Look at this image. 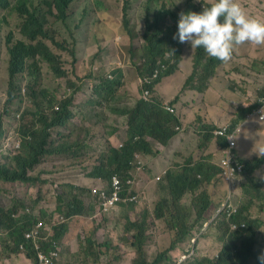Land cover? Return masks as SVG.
I'll list each match as a JSON object with an SVG mask.
<instances>
[{"label": "trees", "instance_id": "obj_1", "mask_svg": "<svg viewBox=\"0 0 264 264\" xmlns=\"http://www.w3.org/2000/svg\"><path fill=\"white\" fill-rule=\"evenodd\" d=\"M36 1L17 0L13 3L12 0H0L1 9L11 10L21 18L20 32L23 36V39L14 40L9 35L7 39L9 54L7 107L10 108L18 98L15 95L14 81L16 77L24 73H28L36 79L31 84L29 92L37 94L36 98L38 99L23 114V124L19 128L22 137L20 147L17 146V141L2 135L3 116L0 118V180L9 183L21 181V183L35 184L34 182L38 178L34 176L33 171L41 164L46 155L60 154L66 151L76 156L80 163L91 160L94 154L90 153V147L93 146V142L97 141L98 137L87 139V137L83 138L77 133L75 140L70 141L71 139H68L63 148L53 149L49 147L51 129L57 126L59 122L64 123L74 117V113L70 109L71 105L77 104L85 108L96 103L99 99L108 102L115 100L116 97L113 94L121 83L117 78L110 79L108 76H102V83L95 86L97 97L84 96L80 103L77 98L78 88L73 81H70L69 86H67L70 88L68 95L61 100L56 95L52 96L49 89L41 87L38 77L43 62L48 63L57 77H63L66 70L62 63L63 55L59 51H68L74 63L79 62V60L76 41H74V45L62 41L59 38L61 32L53 26L49 18V13H51L55 19L66 21L69 17V6L74 0H51L50 2L45 0L47 4L42 2V5L49 11L48 13L42 12ZM177 2L178 0H147L148 10L143 19L144 30L142 31L145 43L140 50V58L144 63L138 68L140 75L152 71L159 60L168 64V70L162 74V78L174 73L180 67L184 43H180L178 39H173L174 34L178 31L179 13L189 10L200 12L203 10L204 3L207 5L209 0H186V7ZM130 16L129 7L126 6L124 9V29L127 30L130 37H134L137 32L130 26L132 21ZM163 17L169 18L172 22L167 23V20L163 22L162 26ZM55 47L58 50H54ZM226 63L208 56L202 47L197 48L195 77L191 78L192 76H190L188 78L185 89L191 86L193 89L202 91L203 86L217 76L218 68ZM77 67H79V63H77ZM115 72L113 71V73ZM92 75L93 73L89 76ZM226 75L221 77L224 81ZM160 80L156 82V85ZM154 89L153 91H155ZM261 94L264 95V87ZM249 100L251 99L249 98L239 105V107H244L241 108L232 125H237L236 123L240 119H243L247 113L259 106L258 100L253 101L254 103H249ZM45 102L48 103L43 105ZM109 104L111 105V103ZM111 111L127 117L128 138L120 147L111 143L114 139L106 135L98 140L104 142V150H102L103 148L102 151L99 150L100 159L89 172V178L97 181L103 179L110 181L115 174L121 175L122 179L126 180L131 176L133 170L131 161L135 160L136 153L153 156L158 154L159 151L151 145L148 137L167 146L178 133L176 126L182 125V120L164 108L158 96H154L153 101H145L143 98H139L131 107L115 108ZM28 117L30 119H27ZM109 118L110 115L105 116V120ZM111 126L108 134L114 136L116 140H122L125 135L123 126L120 124H112ZM201 127L205 132L199 136L200 140L197 147L199 150L203 145L215 149L227 144L224 137L214 136L213 130L216 126L213 124L202 122ZM94 129H92V133ZM105 134L107 133L105 132ZM259 135L260 133L256 135V140L260 138ZM213 153L210 151L208 154H202L204 156L198 160L192 159L193 156H191L185 164H177L176 168L168 171L164 179L159 182L158 199L153 211L146 206L137 214L136 202L121 203L129 211L125 222V235L135 251L132 264H176L175 260L179 253L187 251L188 246H190L189 241L195 233V223L204 220L211 208L218 206L221 199L225 197L218 193L217 197L214 198L210 191V187L214 183L223 181V169L213 162ZM241 160L244 163V168L240 173L242 176L239 185L247 200L243 205L241 203L237 213L238 226L228 234L227 238L224 234L226 227L219 226L221 231H218L219 239L224 244L221 245L218 255L198 256L192 260L188 259L184 264H260L258 257L264 253V216H261L264 209V156L258 155L253 158H241ZM245 176L248 178L247 180H244ZM65 187V190L58 197L57 207L46 209V211L40 210L41 217L33 213L38 210L32 206L33 204H24L20 198H16L15 203L9 206L0 204L2 242L0 245V264L5 260H10L11 256L21 253H23L24 258L26 257L31 261L29 264H40L39 250L42 248H35L38 239L45 249L50 250L57 246L59 250L56 249L55 253L61 252V247L66 242L65 234L73 226H78L83 215L89 210H93V206L88 205L81 198L84 191L91 190L89 186L70 183ZM188 195L193 196L191 204L185 202ZM55 197L57 198V195ZM256 201L260 202L262 211L254 215L251 208ZM193 214H195V223L190 221ZM59 215L64 216L65 220L54 222L52 218L58 219ZM40 219L53 221L52 231L44 232L37 225ZM156 220L167 222L168 228L174 231V239L165 251L159 253L154 259H150L147 247L151 237L150 228ZM239 221H244L246 224L242 225ZM96 226L88 227L89 230L86 231V234H89L86 243L84 239H81L76 244L77 255L74 253V243L66 242L68 247L65 249L71 257L81 256L82 252L83 257L80 262H85V259L89 257L97 263L103 245L107 249L110 248L109 241L105 243L95 241ZM27 232H32L34 235L28 237ZM187 241V248L184 251L179 249L178 253L173 254L179 245L185 244ZM21 243L27 245L24 250L20 248ZM1 251L4 252V255ZM44 252L48 255L46 251ZM49 256L53 257L54 262V255Z\"/></svg>", "mask_w": 264, "mask_h": 264}, {"label": "rangeland", "instance_id": "obj_2", "mask_svg": "<svg viewBox=\"0 0 264 264\" xmlns=\"http://www.w3.org/2000/svg\"><path fill=\"white\" fill-rule=\"evenodd\" d=\"M17 0H12L15 3ZM51 1V0H47ZM41 11L48 13L49 11L42 5V2L47 4L45 0H37ZM239 3L245 10V12L254 18L264 21V0H239ZM180 4L183 7L187 6L186 0H180ZM129 7V14L131 15V28L137 32V36L130 37L127 30L124 29V9ZM147 0H74L68 9L69 17L66 21L55 19L51 13L49 18L55 28L61 33L60 39L68 42L70 45H74L76 41V49L78 54L79 67L77 63L73 62V58L68 51H59L62 56V63L66 70V74L63 77H57L47 62L42 63V69L38 77V82L43 88H47L52 91L58 98L64 99L69 92V82L73 81L77 87L84 86L88 89L89 86H96V80H101L102 76L106 77L110 71L116 66L120 69H116L115 73H111L113 78L119 79L120 86L117 87L113 94L116 98L111 102L106 100L98 101L96 104L89 105L87 108L93 113L85 115V117L98 125L96 136L97 141L93 142V146L90 147V153L94 156L91 160L84 163H80L76 156L71 153H64L61 155H49L46 156L41 164H39L33 171L34 176L38 178L33 183H21L17 181L14 183L5 182L0 180V204L9 206L15 203L16 198L23 200V203L33 204L32 206L38 210L52 209L57 207L58 197L65 190V186L70 183L86 184L91 186L97 182L89 178V172H91L94 165L100 159L98 155L99 150L104 146V142H99L104 135L115 139L114 136L108 134L110 129H105L103 123L106 122L105 116L109 114L114 118L109 119V123L118 121L123 123L124 117L120 114H113L111 110L115 108H127L136 103L140 96L153 97V94L149 92L151 82L146 81L143 77L144 74H139V66L143 63L140 58V50L143 46L144 39L142 37V31L144 30V16L147 12ZM20 17L17 13L11 10H3L0 8V118L5 114L13 115L14 111L21 108V99L26 102V110L30 105L34 104L37 94H31L29 91L31 84L34 82V77L28 73H24L16 77L15 95L19 97V101L8 108L7 102V90L9 88V76H8V36L11 35L14 40L23 39L20 32ZM165 22V21H164ZM58 50L57 47L53 48ZM186 55L190 56L185 59L180 67L183 68L181 73L176 75H169L164 77L163 84L160 86L162 93H167L171 89H179L183 85L187 73L191 71L194 63V51L191 52L188 47L184 49ZM216 74H220L224 69L226 70V80L224 81L222 76L218 75L213 81L211 89L205 93L194 89V96L192 93H188L186 96L183 94V89L180 88L177 93L180 94L182 101L178 103L177 109L180 117H183L185 121L182 122V128L187 134L180 133L175 142H172L171 146H167L157 154L158 159L154 162L155 168L152 171L146 170L144 176L149 177V182L144 186H138L140 197L139 202L136 203V213L139 214L144 207H149L153 211L155 203L158 198L157 193V175H162L161 170L173 160H180L178 162L173 161V164L183 163L188 159L190 152L193 150L192 159L198 160L201 154H206L208 151H201L197 148L199 136H202V129L198 126L199 119L207 124H213L217 127V124L225 122L227 119L231 120L228 124H231L238 116L241 108L238 105L244 103L247 100V96H255V101L261 99V91L264 87V45H255L252 43H246L242 46L235 48L232 58L227 64L221 66ZM235 70V73L230 77L228 70ZM80 72V73H79ZM225 72V71H223ZM93 73L92 76H89ZM149 75V73H145ZM230 79V80H229ZM223 80V82H221ZM33 81V82H31ZM140 82L146 83L147 89L141 91ZM194 83V82H193ZM227 86V88L225 87ZM71 87V86H70ZM246 90V92H245ZM87 91V90H86ZM175 90H172V93ZM89 94V92L87 91ZM167 95V99L173 100L171 95ZM111 103V105L109 104ZM175 103H177L175 99ZM111 106V109H110ZM77 108V106H76ZM78 110V109H77ZM189 115V119L187 118ZM75 116V114H74ZM245 118V117H244ZM243 118V119H244ZM27 119H30L28 117ZM72 122V121H71ZM257 120L251 122L245 129L246 135L240 138L239 151L242 158H246V151H249L256 147L257 153L259 149L264 146V126L254 128ZM77 131L73 125L68 124L66 128L56 127L53 129V141L56 144H65L68 142L66 137L73 135ZM257 131V132H255ZM105 132L107 134H105ZM260 133V138L256 140V136ZM90 135V131H88ZM254 136V137H252ZM70 142V141H69ZM189 142H191L190 145ZM182 143V145H178ZM255 145V146H253ZM187 146H190L189 148ZM189 154L186 155V151ZM104 150V148L102 149ZM101 150V151H102ZM214 161L218 162L221 156V151L214 150ZM181 155H186L185 158H179ZM201 155V156H200ZM200 156V157H199ZM199 157V158H198ZM10 162V161H9ZM137 169L136 179L137 181L143 180V175L138 173ZM248 178L245 176L244 180ZM241 181V176L238 178V182L235 184V194L241 200L242 205L246 202L238 183ZM227 189V192H226ZM211 194L214 198L217 194L223 196L229 195L230 186L223 178V181L217 184H213L210 187ZM84 196L90 197L88 191H84ZM82 193V194H83ZM57 195V198L55 197ZM193 196L188 195L185 202L191 204ZM126 204L129 202H125ZM92 205V202L90 201ZM252 213L255 215L262 211L260 202L256 201L252 208ZM97 206L93 210H89L85 215L81 217V220L77 227H72L65 234L64 239L67 243H75L81 239H87L86 231L88 227L96 226V240L98 243L110 242L109 249L102 248V254L97 264H132L129 258L135 255L134 249L130 246V242L125 235V222L129 215L127 207L121 206L114 210V213L106 216L105 214L97 213ZM261 216H264V210L261 212ZM63 217V216H62ZM54 219V222L62 220V218ZM208 219V218H207ZM94 221V225H93ZM190 221L195 223V214L190 217ZM49 225H53V221L45 222ZM203 226V223H195L196 226ZM194 227V228H195ZM218 229L213 223L206 227V232L203 237H198V251L200 256L203 255H215L221 247V241L219 239ZM151 237L148 243V254L150 259H154L159 253L165 251L172 243L174 239V231L168 228L165 220H156L155 224L150 228ZM92 233V232H90ZM98 234V235H97ZM36 240L35 248L46 251L48 255H54V262L58 263L61 259L66 264H96L94 261L85 259V262H80L81 256L69 255L66 252L65 247L68 244L64 242L61 252L55 253L57 246L47 250ZM187 243L179 245V248L173 251V254L179 252V249L184 251L187 248ZM1 234H0V245ZM58 245V244H57ZM124 246L128 248L125 254H128L127 261L118 262L123 256ZM41 250H39L40 252ZM77 247L74 248V253L78 254ZM264 252V250H263ZM4 255V252L1 251ZM177 256V255H176ZM63 257V258H62ZM119 258V259H117ZM11 260H6L2 264H27L31 262L22 255H14L10 257ZM25 260V261H24ZM23 262V263H19ZM170 262V261H169Z\"/></svg>", "mask_w": 264, "mask_h": 264}, {"label": "clouds", "instance_id": "obj_3", "mask_svg": "<svg viewBox=\"0 0 264 264\" xmlns=\"http://www.w3.org/2000/svg\"><path fill=\"white\" fill-rule=\"evenodd\" d=\"M179 2H180V0H178L177 3H179ZM164 21L165 22L167 21V23L172 22L171 20H169V18L163 17L162 22H161L162 26H163ZM142 37H143V34H142ZM173 39H178V41L180 43H184L183 44L184 49L186 47H188L191 52L194 51V61H193L194 65L192 67L191 72L189 74L187 73V77L185 78L183 85H181L179 87V89L180 88L183 89V91H184L183 95L184 96H186L188 93H192L194 96H198L197 94H194L195 93L194 89L191 86H189L185 89V85H186V82L188 81V78H190V76H192L191 78L195 77V75H194V72H195V56H196L197 48L202 47L208 56L214 57V58L220 60L221 62H228L232 58V55H233L235 48L238 46H242L246 43H252L255 45H264V21H261L257 18L249 16L245 12V10L241 6V4L239 3V0H209L207 5L204 3L203 10L200 12L189 10L187 12L181 11L179 13L178 31L174 34ZM184 49H183V59H182L181 63L190 56V54L186 55V53L184 52ZM160 61L161 60H159V63H157V65L154 67V69L149 72V75H145V74L143 75V77L146 81L151 82L149 92L153 94V97H149L148 95H146L144 97L140 96V98H143L145 101H153L154 96H158L161 100L163 107L166 108L168 111L172 112L173 114H176L179 117V119L182 120V117L179 116L178 109H177L178 103L182 101L181 92H180V94L177 93V91L179 89H171L167 93H162L161 91H159V87L163 84L164 77H168L169 75H176L177 73H181L183 71V68L179 67L174 73L169 74L167 76H164L162 78L161 77L162 74L168 70V64H166L164 62H160ZM143 63H144V61H143ZM169 65L171 66L172 64H169ZM220 67L218 68V71L222 69ZM116 69H120V68L115 66L110 72L113 73V71ZM111 73H109L107 76H109L110 78H113V75ZM217 76H218V74H217ZM217 76L213 80L207 82L203 86V90L200 92L207 93L211 89L212 83L217 78ZM35 80L36 79H34L33 81H35ZM158 80H160V81L156 85V82ZM33 81H31V82H33ZM101 83H102L101 80H96V85L101 84ZM140 85H141V91L147 89L146 83L140 82ZM154 87H155V89H154ZM77 88H78L77 98H78L79 103L82 102V99L84 96H87L89 98L97 97V93L95 91V85L89 86L88 89H85L84 86H80ZM153 89L155 91H153ZM86 90L89 92V94L87 93ZM172 90H175V91L170 93ZM195 90H197V89H195ZM50 92H51L52 96L55 95L52 91H50ZM245 92H246V90H245ZM160 93L162 94V97H161ZM169 93L171 95V98H173V100L167 99L166 94H169ZM174 93H175V95H173ZM259 97L261 98L258 100L259 106L256 107L253 111L247 113L244 119H240V121H238L236 123L237 125H235V126L232 125L234 121L231 124H228L230 121H232V119H231L228 122H223V123L217 124V127L214 128L213 134L215 137H218V138L224 137L226 139L227 144L225 146L216 147L215 149H211V146L204 147V145H203V147L200 149L201 151H204V150L208 151V153L210 151L214 152V150L221 151V156L219 158V161L215 162L214 158H213V162L218 164L223 169V178L229 184L230 192H229V195H227L223 199H221V202L218 206L211 208L208 215L204 218V220L201 221V223H203V226L199 225V226L195 227V233L189 241L190 246H188V249L186 252L179 253L177 259L175 260L176 264H184L188 259L192 260V259H195L196 257L200 256L197 253V251H198L197 239H198V237L199 238L203 237V235L206 232V227L209 224L213 223L218 229H219L220 225L226 227V231H224L226 238H227L228 234L230 232H233L235 230V228L238 226V221H236V217H237V213H238L240 206H241V200L235 194V190H236L235 184L238 182V178L240 176H242V175H240V173L242 172V170L244 168V163L241 160L242 154L238 150L239 149L238 144H240V138L242 136L246 135L245 129L251 122H253L254 120H257V123L255 124L254 128H258V127L262 126V124L264 123V95H260ZM176 98H178L176 100L177 103H175V101H174ZM249 98L251 99L250 103H254L253 101H255V96H251L249 94L247 96V99H249ZM19 99L20 98L18 97L15 100L14 104H16L19 101ZM98 101H101V99H99ZM47 103L48 102H45L43 105H46ZM96 103H94V104H96ZM76 106H77V108H76ZM88 106H86L85 108H82V107L78 106L77 104L70 106V109L73 111L75 116L73 118H71L69 121L67 120L64 123L59 122L57 126H55L51 129V137H50V144H49L50 148L60 149V148H63L65 146L64 144H56L53 141V139H52L53 129L56 127L66 128V126L68 124L73 125L74 129L77 130V131H75V133L73 135L66 137V139H71L70 141H73L77 138L75 136V134H77V133L80 134L83 138L87 137V139H91V138L95 139L98 137V136H96V131H97L96 125L95 124L93 125L95 129H94V132L92 133V129H93L91 126L92 122L90 120L88 121V119L85 117V115L93 113L91 110L87 111ZM26 107H27L26 102L23 99H21V108L19 110L14 111L13 115L5 114L3 116L2 135L6 138L17 141L18 147H20V143L22 140L19 128H20V125L23 124L22 123L23 122L22 117H23L24 112L26 111ZM129 107H131V106H129ZM238 107H239V105H238ZM56 108L58 109L59 107H56ZM112 113L118 114L116 112H112ZM121 116H122V118L124 117L123 123H120L118 121L117 122H118V124L123 126V128L125 130V135H124L122 140L114 139L111 141V143H113L116 147L122 146L128 138L127 137L128 136V134H127V131H128L127 117L124 115H121ZM198 126L202 129L201 124L200 125L198 124ZM176 129H177L178 133L172 138L169 145H167V146H171L173 140L178 135H180L181 132L184 133V129L182 128V125L176 126ZM88 131H90V135H88ZM202 132H205V130L202 129ZM231 140H235V145L233 147L234 164L237 165V162H238L241 165V169H237V171L235 172V175L230 180L226 176V173H225L226 169L222 165L221 161L225 155V150L230 147V141ZM148 141L151 143V145L155 149L158 150V148L154 144L155 140L153 138L148 137ZM198 143H199V141H198ZM178 145L181 146V143L177 144V146ZM240 145L243 146L242 144H240ZM161 146H162L161 150L164 149L165 147H167L163 144H161ZM253 146H255V145H253ZM197 147H198V145H197ZM161 150H158V151L160 152ZM257 151L258 150L256 147H254L251 150L250 154H249V151L247 150L246 151L247 156L245 159L253 158V157L258 156V155L264 156V146H262L259 149V153H257ZM64 153H67V152L65 151V152L60 153V154H52V155H61ZM192 153L194 156V152H190L188 159L192 156ZM208 153H206V154H208ZM141 154H143V153H136L135 154V160L131 161V164L133 166V170L131 171V176L129 178L124 180V179H122L121 175H119V174L114 175V176H118L122 180V183L124 186V190L121 193V200L118 202L115 209H113L111 211H106L102 205L101 199L93 193V187L94 186H104L105 188L110 189L112 187V181H113L114 176L111 178L110 181H105L103 179V180L97 181L96 183H94L93 185L90 186L91 190H89L88 192L90 194V197L94 198V199H90V198L84 196V193L82 194L81 198L84 199L88 205H91L90 204V201H91L93 209L97 206L98 211H99L97 213L102 212L106 216L113 214L114 210H117V208H119L121 206L120 205L121 203H125V202H136L137 203V202H139L138 200L140 197V192H139L138 186L141 185L142 179L140 181H137V179H136L137 169L140 170L141 168H143V170H140L138 172V173H140V175L142 174L144 176V173H146L145 172L146 165L144 163H142L141 159L139 158V156ZM144 155H148V154H144ZM46 156H49V155H46ZM179 158H182V155ZM188 159L186 158V159H184L185 161L183 163H177V164H185ZM173 161L178 162L180 160L178 159V160H173ZM173 161H171V163L168 165V167H165L164 169L161 170L162 175H157V180H159V182L164 179V176L168 171H170L171 169L176 168L178 166L177 164H173ZM143 178L147 182H149L148 176H144ZM129 180H131L132 182H129ZM159 182L157 183V189L159 186ZM239 183H238V186L240 187ZM157 193H158V190H157ZM126 195H127V197H125ZM134 196H136V199H133ZM33 213L36 216L41 217V211L40 210H37ZM58 218H60V219L62 218V220H60V222H63L65 220V217L64 216L62 217V215H59ZM45 222H47L45 219H40L38 221L37 225L39 227H41L44 232L52 231V225H49L48 223H45ZM239 222L242 223V225L246 224L244 221H239ZM27 233H29V232H27ZM223 244L224 243L221 242V245H223ZM26 246L27 245L25 243H21L20 244L21 250H24L26 248ZM22 254L23 253H21L20 255H22ZM101 254H100V256H101ZM218 254H219V251L215 255H218ZM258 259L260 261V264H264V253H262L258 257ZM8 260H6V262ZM51 264H53V262ZM59 264H66V263H65V261H63V259H61L59 261Z\"/></svg>", "mask_w": 264, "mask_h": 264}, {"label": "built area", "instance_id": "obj_4", "mask_svg": "<svg viewBox=\"0 0 264 264\" xmlns=\"http://www.w3.org/2000/svg\"><path fill=\"white\" fill-rule=\"evenodd\" d=\"M235 145V140L230 141V147L225 150V155L222 158V165L225 167V173L228 179H232L235 175L237 169H241V165L237 162V165L234 164V155L233 147ZM129 182H132L129 180ZM124 190L122 180L118 176H114L112 181V187L110 189L105 188L104 186H94L93 193L97 195L101 201L104 209L106 211H111L115 209L118 202L121 200V193ZM136 199V196L133 197ZM34 233H27L28 237L33 236ZM40 264H51L53 262V257L47 255L44 251L39 252Z\"/></svg>", "mask_w": 264, "mask_h": 264}, {"label": "crops", "instance_id": "obj_5", "mask_svg": "<svg viewBox=\"0 0 264 264\" xmlns=\"http://www.w3.org/2000/svg\"><path fill=\"white\" fill-rule=\"evenodd\" d=\"M191 70H192V68H191ZM223 71H225V72H223ZM220 74H218V75H220V76H224L225 74H226V70L224 69ZM229 71V73H230V77H232L233 76V74L235 73V71L234 70H228ZM191 72V71H190ZM190 72H188V74L190 73ZM230 80V79H229ZM221 82H223V80L221 81ZM226 88H227V86H225ZM159 91H161L160 90V87H159ZM160 95H161V97H162V94L160 93ZM173 95H175V93L173 94ZM249 103H250V100H249ZM187 118L189 119V115H187ZM109 119H114L111 115H110V118ZM109 119L106 121V122H104L103 123V127L105 128V129H111L112 128V124H118V122L117 121H115L114 123H109ZM95 121L96 120H93V122L91 123V126H92V128H94V123H95ZM183 121H185V119L182 117V122ZM228 121H230V120H226L225 122H228ZM202 123V121H199V125ZM185 134H187L186 132H184L183 133V135H185ZM254 136H256V135H254ZM254 136H252V137H254ZM179 137V135L173 140V142H175L176 141V139ZM154 144L156 145V147L158 148V150H161V148H162V146H161V144L159 143V142H157V141H154ZM191 144V142H189V144L188 145H190ZM181 145H182V143H181ZM188 148L190 147V146H187ZM188 148H186V149H188ZM191 152H193V150L191 151ZM160 153V152H159ZM158 153V154H159ZM189 154V149H188V153H187V151H186V155H188ZM186 155H182V157L183 158H185L186 157ZM139 158L141 159V161H142V163H144L145 165H146V170L148 171L149 169L153 172V169L155 168V165H154V161L156 160V159H158V157H157V155H155V156H153V155H144V154H141L140 156H139ZM140 170H143V168H141ZM148 182L143 178V180L141 181V185L142 186H144L145 184H147ZM74 247H76V244L74 243ZM124 251H123V256H122V258L121 259H119V261L118 262H125V261H127V256H128V254H125V252H126V250L128 249V248H131V247H125L124 246ZM134 257V256H133ZM133 257H130L129 258V260H130V262H132V258ZM26 258V257H25ZM24 258V259H25ZM27 259V258H26ZM11 260V259H10ZM25 261V260H24ZM28 261V259L26 260V262ZM19 263H23V262H19ZM27 264H29V262H27Z\"/></svg>", "mask_w": 264, "mask_h": 264}]
</instances>
